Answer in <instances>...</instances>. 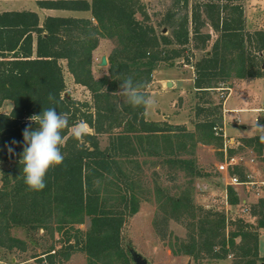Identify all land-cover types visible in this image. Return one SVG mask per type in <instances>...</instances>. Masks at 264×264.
I'll return each mask as SVG.
<instances>
[{
  "label": "trees",
  "instance_id": "obj_1",
  "mask_svg": "<svg viewBox=\"0 0 264 264\" xmlns=\"http://www.w3.org/2000/svg\"><path fill=\"white\" fill-rule=\"evenodd\" d=\"M167 1L156 19L141 0H36L39 9L90 12L89 18L46 16L42 23L31 10L0 12V108L5 101L12 103L8 113H0V162L11 163L1 176V247L24 249L25 242L10 235L14 227L28 234L59 236V247L53 243L34 256L39 264L67 261L75 252L86 256V264H132L121 230L148 192L143 166L162 163L186 178L175 194L156 185L153 191L157 202L153 225L161 239L169 236L166 226L171 220L186 231L185 238L167 239L172 255L197 263L230 256L231 264H264L259 254L264 197L249 207L253 221L232 219L194 200L197 144L216 148L220 160L235 153L229 149L225 156L223 123L216 117L223 99L214 107H198L202 120L189 131L147 120L145 108H133L117 93L129 76L144 83L147 93L155 70L173 66L177 59L188 63L192 50L204 51L192 64L197 94L229 90L226 84L232 79L264 78V30H247L243 0ZM103 39L113 41L114 48L107 73L95 78L93 53ZM66 73L89 91L91 101L65 96ZM49 93L55 96L54 103L48 100ZM49 107L68 113L70 126L83 121L91 132L77 147L71 131L65 130L64 161L48 171L46 187L36 192L24 183L19 163L23 130L29 116ZM238 142V148H250L257 155L264 152L260 134ZM233 168L243 172L238 165ZM227 192L228 203L238 204L235 190L228 187ZM87 220L83 232L79 226Z\"/></svg>",
  "mask_w": 264,
  "mask_h": 264
},
{
  "label": "rangeland",
  "instance_id": "obj_2",
  "mask_svg": "<svg viewBox=\"0 0 264 264\" xmlns=\"http://www.w3.org/2000/svg\"><path fill=\"white\" fill-rule=\"evenodd\" d=\"M141 1L146 5L153 19H156V15L163 13L169 5L167 0ZM193 1L190 0V3ZM242 4L247 30H264V0H243ZM7 10H31L39 13L40 20L45 15V12L40 11L37 7L36 0H0V12ZM164 30L163 32H166ZM113 48L114 42L111 40L103 39L99 42L93 53V75L95 78H100L107 73L108 64L105 67L99 64L103 56L108 59ZM203 54L204 51L192 50L189 52L188 63L177 59L173 66L162 65L153 72L152 82L147 86L146 91L148 95L155 97L156 104L145 110V118L149 121L159 119L158 122L185 126L187 130L193 131L194 124L202 120V116L197 115L198 107H214L219 99H223L221 112H216V117L221 118L223 131L226 122L227 150L225 156L229 149H234L235 153L231 159L220 160L216 148L197 144L194 159L199 176L194 179V200L205 208L224 211L232 219L241 217L247 221H253L249 214V207L259 198L264 197V152L257 155L250 148H238V140L242 138L238 135H261L254 128V122L258 118V123L264 125V112L251 109H264V81L232 79L226 85L233 89L220 88L202 95L197 94L193 87L192 64ZM65 81L69 97L79 101H91L89 91L74 84L69 73L65 74ZM228 96L230 98L227 107L240 108L242 111L227 113L224 110V101ZM10 106L11 102H7L3 109ZM216 110L218 111V109ZM86 132H91L88 126ZM105 144L106 136H103L101 137V146L103 147ZM225 162L227 163V172L219 169L220 164ZM234 165L242 167L243 172L238 173L233 168ZM10 166L9 162H0V186L2 171ZM143 174L144 185L148 192L140 204L139 211L129 217L122 227L123 246L129 250H135L149 264H231L230 256L225 260L203 259L197 263L188 256L171 254L166 245L167 239L170 237L185 238L186 231L182 225L171 220L166 226L169 236L166 240L161 239L153 225L157 213V202L153 191L156 185L175 194L178 187L186 182V178L182 172L170 171L162 163L143 166ZM231 177H236L239 184H232ZM228 187H232L238 194V204L228 203L230 197L227 192ZM88 226L89 221L87 220L84 225L79 226V229L85 232ZM9 232L11 236L23 240L25 247L23 249L17 246L9 250L0 246V264H39L34 256L39 255L53 243L59 247L57 234L54 235V238L42 231L33 235L14 227ZM260 233H264V230H261ZM260 245L261 254L264 255V236H262ZM56 264H86V256L81 252H75L69 260L60 259Z\"/></svg>",
  "mask_w": 264,
  "mask_h": 264
},
{
  "label": "clouds",
  "instance_id": "obj_3",
  "mask_svg": "<svg viewBox=\"0 0 264 264\" xmlns=\"http://www.w3.org/2000/svg\"><path fill=\"white\" fill-rule=\"evenodd\" d=\"M145 84L134 81L131 76L120 83L117 92L125 102L133 108L143 107L145 109L154 107L156 99L143 91ZM48 100L55 102V96L48 94ZM30 122L23 130V151L19 163L23 165L24 183L31 191H42L46 187L45 177L48 171L59 166L64 161V154L61 149L65 145V130H70L72 137L78 141L77 147L84 143V136L87 125L81 121L70 126L69 114L57 112L55 107L44 108L41 114L29 116ZM31 124L37 125L35 129ZM254 128L261 133L260 140L264 142V125L258 123V118L254 122ZM17 141L13 140L12 144ZM9 153L14 149L8 147Z\"/></svg>",
  "mask_w": 264,
  "mask_h": 264
},
{
  "label": "crops",
  "instance_id": "obj_4",
  "mask_svg": "<svg viewBox=\"0 0 264 264\" xmlns=\"http://www.w3.org/2000/svg\"><path fill=\"white\" fill-rule=\"evenodd\" d=\"M40 11L45 12V15H44L43 18H41L40 23H42L43 19L46 16L83 17V18H89L90 17V12L67 11V10H48V9H40ZM37 14L39 15V13H37ZM257 80H259V82H260V80L264 81V78H260V79H257ZM230 89H233V88H230ZM229 98H230V96H228V98L224 101V107H225L224 110L227 113H231L233 111L234 112L242 111V109H240V108L227 107L228 103H229ZM7 102H10V101H5L3 103V105L0 108V113H8L11 110L12 103H11V106L9 108L3 109L4 104H6ZM251 110L252 111H258V110H260V108H253ZM152 121H159V119L152 120ZM238 123H239V120H238ZM225 124H226V122L224 123V135L227 137V135L225 134ZM238 136L243 138V137H252L254 135H248V136L247 135L246 136L245 135H238ZM236 195H238V194H236ZM262 236H264V233H262V234L260 233V236H259V254H260V256L264 257V255L261 254V248H260L261 247L260 241L262 239Z\"/></svg>",
  "mask_w": 264,
  "mask_h": 264
},
{
  "label": "water",
  "instance_id": "obj_5",
  "mask_svg": "<svg viewBox=\"0 0 264 264\" xmlns=\"http://www.w3.org/2000/svg\"><path fill=\"white\" fill-rule=\"evenodd\" d=\"M165 31V30H164ZM108 64L107 59L105 56H103L100 60V66L105 67ZM65 96L68 98L69 95L66 93ZM130 256L132 258V261L134 264H149L146 259H144L139 253H137L135 250L130 249L129 250ZM190 264V263H188Z\"/></svg>",
  "mask_w": 264,
  "mask_h": 264
},
{
  "label": "built area",
  "instance_id": "obj_6",
  "mask_svg": "<svg viewBox=\"0 0 264 264\" xmlns=\"http://www.w3.org/2000/svg\"><path fill=\"white\" fill-rule=\"evenodd\" d=\"M259 112H264V109H260ZM214 131H215L216 134H218V130H217L216 127L214 128ZM226 141L227 140H225L224 152H226V150H227V143H226ZM225 160H227V159L225 158ZM219 169L220 170H225L227 172V163L225 162L224 164H220ZM230 179H231V183L232 184H234V185L235 184H239V181H238V179L236 177H231ZM246 211H248V210H246Z\"/></svg>",
  "mask_w": 264,
  "mask_h": 264
}]
</instances>
